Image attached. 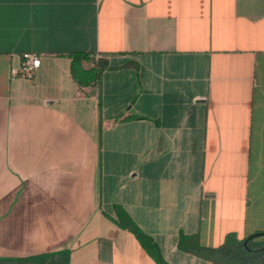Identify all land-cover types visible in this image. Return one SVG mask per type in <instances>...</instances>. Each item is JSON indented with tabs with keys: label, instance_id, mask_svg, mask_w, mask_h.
<instances>
[{
	"label": "crops",
	"instance_id": "0c3cea01",
	"mask_svg": "<svg viewBox=\"0 0 264 264\" xmlns=\"http://www.w3.org/2000/svg\"><path fill=\"white\" fill-rule=\"evenodd\" d=\"M116 208L168 264L264 232V0H0V264H156Z\"/></svg>",
	"mask_w": 264,
	"mask_h": 264
},
{
	"label": "trees",
	"instance_id": "16d2710c",
	"mask_svg": "<svg viewBox=\"0 0 264 264\" xmlns=\"http://www.w3.org/2000/svg\"><path fill=\"white\" fill-rule=\"evenodd\" d=\"M70 59V76L75 84L78 87L99 88L101 75L103 71L108 68L107 60L101 58L90 59L89 56L85 54L72 55ZM115 214L116 218L113 222L121 229L131 233L138 243L155 260L156 264H168L163 260L154 240L145 235L122 209L116 208ZM246 239L247 238L239 240L235 234H229L225 237L221 246L210 248L202 246L199 243L197 235L187 236L180 234L178 248L185 253L210 261L212 264H255L256 259L253 254L260 253L262 254L261 256L264 257V242H257L255 241L256 238L250 240L260 245L257 251H253L249 247L250 241H248L244 248L243 242ZM45 258L46 257H43L42 259ZM26 262L27 261L21 260H5V263L8 264H25Z\"/></svg>",
	"mask_w": 264,
	"mask_h": 264
},
{
	"label": "built area",
	"instance_id": "2783aa9c",
	"mask_svg": "<svg viewBox=\"0 0 264 264\" xmlns=\"http://www.w3.org/2000/svg\"><path fill=\"white\" fill-rule=\"evenodd\" d=\"M40 59L37 55L32 53H25L22 55L21 62L18 67L12 68L9 72L10 79L25 78L32 79L35 72L40 67Z\"/></svg>",
	"mask_w": 264,
	"mask_h": 264
},
{
	"label": "rangeland",
	"instance_id": "374dc122",
	"mask_svg": "<svg viewBox=\"0 0 264 264\" xmlns=\"http://www.w3.org/2000/svg\"><path fill=\"white\" fill-rule=\"evenodd\" d=\"M260 240H264V232H263V236H261L260 238H259ZM249 247H250V249L251 250H253V251H257V249L258 248H260V245L259 244H255L254 243V241L253 242H249ZM262 247V246H261ZM245 248V247H244ZM247 249V248H246ZM190 255H192V254H190ZM254 256H255V264H264V257H262L261 255L262 254H260V253H255V254H253ZM257 255H259V256H257ZM194 256V255H193ZM195 257H197V256H195ZM198 259H200V260H203L204 262H207V263H209V264H212L210 261H207V260H204V259H202V258H199V257H197Z\"/></svg>",
	"mask_w": 264,
	"mask_h": 264
},
{
	"label": "water",
	"instance_id": "95a60500",
	"mask_svg": "<svg viewBox=\"0 0 264 264\" xmlns=\"http://www.w3.org/2000/svg\"><path fill=\"white\" fill-rule=\"evenodd\" d=\"M261 235H263V233H261V234H252V235L248 236L247 239L243 242L244 247H246L248 241H250V240H252L254 238H257V237H259Z\"/></svg>",
	"mask_w": 264,
	"mask_h": 264
}]
</instances>
